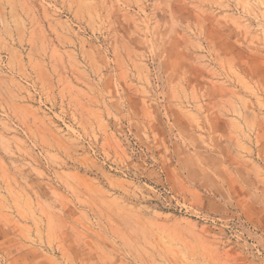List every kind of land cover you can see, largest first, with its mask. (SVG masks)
<instances>
[{
    "label": "rangeland",
    "instance_id": "rangeland-1",
    "mask_svg": "<svg viewBox=\"0 0 264 264\" xmlns=\"http://www.w3.org/2000/svg\"><path fill=\"white\" fill-rule=\"evenodd\" d=\"M0 264H264V0H0Z\"/></svg>",
    "mask_w": 264,
    "mask_h": 264
}]
</instances>
